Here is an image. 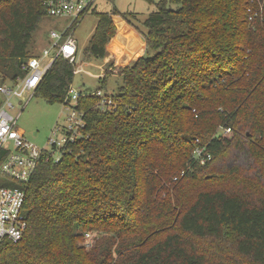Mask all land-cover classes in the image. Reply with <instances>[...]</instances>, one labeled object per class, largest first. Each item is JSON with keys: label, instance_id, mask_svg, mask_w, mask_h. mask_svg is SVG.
<instances>
[{"label": "trees", "instance_id": "16d2710c", "mask_svg": "<svg viewBox=\"0 0 264 264\" xmlns=\"http://www.w3.org/2000/svg\"><path fill=\"white\" fill-rule=\"evenodd\" d=\"M147 1L157 10L142 22L144 28L128 21L144 37L145 50L118 73L121 83L111 95L116 109L103 110L99 96L80 93L86 137L69 145L78 154L40 161L27 184L0 173V185L25 190L28 223L21 240L0 242V264H206L187 234H231L240 255L264 264L260 168L253 175L261 194L256 198L199 190L179 210L155 198L182 169L178 180L200 178L207 169L233 174L254 167L252 140L264 142V0ZM256 5L263 8L259 15L251 7ZM117 12L99 15L85 52L90 60L104 58ZM42 19L43 0H0V83L23 74L21 62L31 55ZM124 40L118 30L109 52H126ZM74 69L56 59L35 96L62 103ZM108 74L101 76L103 84ZM219 127L231 131L217 134ZM197 145L212 154L203 165L191 158ZM5 153L0 150V164ZM154 208L163 212L154 220L162 215L174 230L150 240L161 224L134 215ZM84 229L108 236L87 250Z\"/></svg>", "mask_w": 264, "mask_h": 264}, {"label": "rangeland", "instance_id": "374dc122", "mask_svg": "<svg viewBox=\"0 0 264 264\" xmlns=\"http://www.w3.org/2000/svg\"><path fill=\"white\" fill-rule=\"evenodd\" d=\"M154 1L157 2L159 0ZM165 1L167 3L170 2V0ZM251 7H254L256 15L261 14L263 11L261 5ZM113 8L118 10L117 14L111 15L112 23L115 24V34L116 32L118 33V30L123 32L125 36V50L127 53L124 56L121 55V59L116 62L117 65H113L115 63L113 62L107 64V67L104 66L105 71L103 70L102 72L99 66L102 63V59L94 58L90 60L85 52L95 34L99 15L102 13H110ZM156 10V6L147 0H97L95 7L83 15L74 33L79 48L80 58L76 62L77 65L75 66V74L71 86L82 92H95L100 90L103 95L115 96L118 92L117 87L121 83V78L118 74L120 69L125 66H132L134 60L138 58L140 50L143 49V39L137 33L132 30L131 35H127L128 30H130L128 21L142 29L144 28L142 22ZM69 20L70 18L42 19L33 35L30 54H37L39 49L45 45L48 29H60V25L67 21L69 22ZM116 25H118V27ZM111 40L106 46L107 50ZM113 52L114 51L109 54L107 53L106 55L108 57H110V55L113 56ZM105 72L109 74L103 84L101 76H104ZM5 101L6 97L0 93V107L3 105L5 106ZM11 101L14 104V108H11L10 112L16 115L21 107L18 105L19 100L17 98H12ZM68 113V109L61 103L50 104L43 98L33 96L22 110L16 124L18 128L23 131L28 140L39 148H49L48 138L52 137V131L56 125L64 124V116ZM222 131L223 128L220 127L216 130L217 134ZM252 142H254L257 148L253 168L242 167L238 172L233 174L217 171L215 169H207L200 178L187 177L176 182L170 180L165 183L164 187L159 189L158 194L155 196L156 200H170L175 210H179L187 206L199 190L214 191L218 189L227 192L238 191L243 194L249 193V198H256L261 195L257 189L259 185L253 178V175L258 168L264 172V142H257L256 138H253ZM147 212L149 213L148 218L145 216ZM157 212L158 215L163 213L161 210L154 208L134 215V217L140 218L138 221L144 220V222L148 224L153 225V223L156 222L162 225H156V228L160 231L157 235L152 236L150 240L163 236L165 230L171 228L165 226L164 216L162 215L161 219L154 220V218L158 216L156 214ZM172 216H175V211L172 213ZM171 229L174 230L173 228ZM101 235L108 236L107 234L100 233L93 229H84L82 245L89 250L94 245L95 240L101 237ZM184 236L190 241L195 250L201 252L205 256L206 264H252L249 259L236 251V241L231 234H223L217 238H200L189 234Z\"/></svg>", "mask_w": 264, "mask_h": 264}, {"label": "built area", "instance_id": "2783aa9c", "mask_svg": "<svg viewBox=\"0 0 264 264\" xmlns=\"http://www.w3.org/2000/svg\"><path fill=\"white\" fill-rule=\"evenodd\" d=\"M96 1L43 0L45 18H70L69 22L61 24L60 29H48L45 45L37 54L30 55L21 62L20 69L23 74L13 79L7 78L0 83V93L6 97L7 106L0 107V150L6 152L0 164V173L12 181L27 184L40 161H61L66 155L75 153L69 147L71 143L86 137L83 111L77 106L81 90H76L71 85L68 86L65 99L61 103L69 113L64 116V124L56 125L52 131V137L48 138L49 148H39L28 140L16 122L24 107L35 96L37 87L56 59L64 58L74 67L77 65L80 53L74 33L83 15L95 7ZM249 19H253L252 14ZM87 94L101 97L98 103L101 109H116L111 95H103L100 90ZM12 98H17L18 105L21 106L16 115L10 112V109L14 108ZM230 131L231 128L226 127L222 132ZM211 157L212 154L206 146L197 145L191 153V158L201 165ZM184 175L185 170L182 169L172 181L176 182ZM25 197V190L20 186L0 185V242L5 240L16 243L22 239L28 225Z\"/></svg>", "mask_w": 264, "mask_h": 264}, {"label": "crops", "instance_id": "0c3cea01", "mask_svg": "<svg viewBox=\"0 0 264 264\" xmlns=\"http://www.w3.org/2000/svg\"><path fill=\"white\" fill-rule=\"evenodd\" d=\"M117 27H118V25H116ZM129 29L130 30H128V34L127 35H131V31L133 30L135 33H137L142 39H143V49L142 50H140V53H139V55H138V58L144 53V50H145V39H144V37L136 30V29H134L132 26H130L129 25ZM117 35V32H116V34H115V36ZM114 36V37H115ZM109 54L110 52L107 50V48H106V54ZM126 53H127V51L125 52V53H123V54H114L113 56L112 55H110V57H108L106 54H105V56H104V58L102 59V63H101V65H99L100 66V68H101V70H102V72H103V70L105 69L104 68V66L105 67H107L106 65L107 64H110V63H113V62H115L113 65H117V61L119 60V59H121V57L122 56H124V55H126ZM122 55V56H121ZM107 56V57H106ZM105 71V70H104ZM22 131V130H21Z\"/></svg>", "mask_w": 264, "mask_h": 264}]
</instances>
